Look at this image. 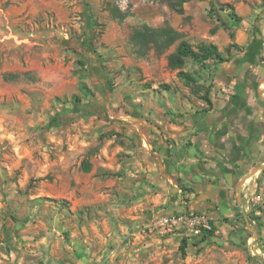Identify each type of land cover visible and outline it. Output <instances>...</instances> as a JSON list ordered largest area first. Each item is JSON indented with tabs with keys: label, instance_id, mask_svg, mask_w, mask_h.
I'll use <instances>...</instances> for the list:
<instances>
[{
	"label": "crops",
	"instance_id": "1",
	"mask_svg": "<svg viewBox=\"0 0 264 264\" xmlns=\"http://www.w3.org/2000/svg\"><path fill=\"white\" fill-rule=\"evenodd\" d=\"M68 6L69 0H0V44L6 45L10 39L20 42L26 51L25 60H33L38 57L39 30L34 24L25 32H18L21 30L14 28V22L32 21L40 14L64 19L70 14ZM255 11V29L237 26L232 38L225 33L221 36L218 51L226 50L230 43L236 46H229L223 55L225 60H215L210 67V104L195 100L190 88L178 81L173 92L155 94L152 90L131 88L112 92L108 74L94 61L92 70L101 75L109 90L107 98L112 99L115 108L112 115L107 111L94 126L93 136L98 138L101 134L102 138L94 141L86 137L92 127L91 120L84 122L89 115L80 116L75 126L52 125L43 146L48 150L47 158L42 162L31 155L32 143H19L16 139L19 134L26 139L33 136L31 132H38L40 123L33 119L38 110L32 104L34 93L39 90L37 77L30 79L26 89L18 86L24 83L19 78L0 79V94L6 95L3 98L17 102L22 115H30V119L20 120L13 127L0 119V137L12 142L23 173L28 174L29 164L36 168V176L42 174L39 169L46 167L47 173L54 175V183L68 180L64 183L65 193L55 191V187L46 192L53 199L61 196L69 201L60 210L63 215L55 212L45 221L53 232L63 229L59 239L67 250L62 258L50 250L51 264H102L112 248L111 258L143 252L149 260L151 248H160L161 258L167 243L182 237L160 238L141 231L145 227L151 230L150 223L161 214L187 211L204 212L213 225L208 240L185 237L186 249L198 248L197 257L192 252L182 259L187 264H220L231 254H240L243 248L249 250L248 239L256 251L253 255L249 250L252 259L256 257L264 264V218L254 219L250 210V199L259 184L255 173L264 174V8ZM218 39L216 36L215 41ZM65 55L63 52L61 58ZM7 60L4 57L3 68L7 72L38 73L36 67L23 66L17 57L13 64H7ZM43 79L51 82L54 77L46 73ZM223 87L229 92H223ZM124 98L126 106L122 107L117 100ZM83 159L90 163L89 171L82 170ZM39 194L35 196L37 200ZM36 207L30 206V216L25 221L6 220L10 256L2 254L5 259H0V264H40L37 260L44 248H35L43 247L47 235L33 241L37 235L30 228L39 225L30 224ZM59 208L53 204L50 210ZM60 216L64 217L62 227ZM51 245V240L46 242V246ZM157 257L156 254L153 258Z\"/></svg>",
	"mask_w": 264,
	"mask_h": 264
},
{
	"label": "rangeland",
	"instance_id": "2",
	"mask_svg": "<svg viewBox=\"0 0 264 264\" xmlns=\"http://www.w3.org/2000/svg\"><path fill=\"white\" fill-rule=\"evenodd\" d=\"M127 1V6H124V4H121V0H69L70 14L64 19H59L56 16L52 17L49 14H40L32 21H15L14 28L21 30L18 32H25L34 24L39 30L38 57L33 58V60H25L26 51L18 44L20 42L16 44L10 39L6 45L0 44V79L4 76L10 80L19 78L20 83L22 80L24 83L18 84V86H22L24 89L27 88L32 77L38 79L37 86L39 90L34 93L35 97L32 103L34 104L33 107L38 110V113L33 116V119L40 123L38 132H31L33 136L26 139H24L25 135L14 133L15 135L19 134L16 136L19 143L23 141L25 144L32 143L30 151H32L33 158H37L41 162L47 158L48 150L43 146L46 144L48 130L44 131L42 126L46 125L49 114L52 116L56 111L67 108L72 111L69 112L68 117L73 118L68 125L75 126L74 123L79 120L82 112L74 110L73 94H77L81 104L88 105L91 112H94L93 115H89L84 119L85 123L92 121V127L86 137L88 140L94 141L102 138L101 134L98 135V138L93 136L96 131L94 126L106 116L107 111L112 115L115 108L112 99L107 98L109 93H106V91L109 92V90L105 87L101 75L92 70L94 61L95 64L100 65L101 70L108 74L109 88L112 92L119 90V93H121L125 88L137 91L152 90L155 94L173 92L177 88L175 81H178L190 88L195 100L204 102L205 91L209 87L207 84L208 73L215 60L209 59L204 63H199L191 58H186L181 70L188 75V79L180 77L177 75L178 69H170L167 66V55L173 51L177 42L162 53L150 49L145 56L140 57L134 52V48L129 41V35L134 28L142 24L159 27L167 23L179 31L182 34V39L191 45L196 46L205 42L212 43L219 49L220 44L218 43L223 33L230 36L233 28L237 26H247L249 29H255L257 22L255 10L264 8V0H188L182 3V12H178L170 8L168 2L178 3L179 0ZM228 5H232L239 21H234L228 16ZM116 10L125 13L126 16L124 18L115 17L114 11ZM89 21L92 25L89 24ZM20 36L21 34H18V37ZM216 36L219 37L217 42L215 41ZM87 38L90 41L89 47L85 46L83 48L81 45L82 40ZM14 45H19V47ZM221 51L222 55L227 54L224 48ZM63 52H66L65 58H61ZM4 57L8 58L5 61L7 64H13V58L17 57L23 66L33 65L36 67L38 73L33 72L31 74L21 70L7 72L3 68ZM46 73L53 75L54 80L46 82L43 79L44 74L46 77ZM21 75H23V78H21ZM80 82H83L85 89H81ZM101 88L105 90L102 93ZM3 97H6V95L0 94V113L7 112L8 115L0 116L1 123L7 122L8 127H13L12 125L20 120L30 119V115H22L19 109L17 110L19 106L17 102L14 103V100ZM87 99L88 101H86ZM94 100L95 102L91 103ZM24 102L26 104V101ZM117 102L122 107L126 106L125 98L123 100L118 99ZM76 128L78 129V127ZM76 128L73 131H76ZM27 133H30V131ZM50 157H52V154H50ZM18 158L19 156L13 148L12 142L5 137H0V259H5L2 254L10 256L11 246L6 242L4 230L6 220H13L12 218H14L25 221L30 216V206L36 204V211L32 213L33 218L30 224L38 223L39 225L36 229L30 228L31 230H29L37 235L33 241H36L38 237H42L43 234L47 237L42 244L43 247L38 246L35 248L33 246V248L39 250L44 248L42 254H40L41 258L37 262L51 264L50 250L60 258L67 255V250L64 248L62 239H59L62 236L63 229L58 230V233H56V231L53 232L46 227L45 221L50 219V216L55 212L63 215L60 210L64 208L60 207L56 211L50 210L54 202L51 201L53 198L48 196L46 192L55 187V191L65 193L67 186L65 187L64 183L68 180L54 183V175L50 171L47 173L46 167L39 169V173L42 174L36 176V168L34 169L29 164L26 165L28 174L25 175L22 165L17 162ZM53 184L54 186H52ZM37 194L40 195L38 200L35 197ZM58 198L63 199L61 196ZM58 220L61 226L64 217L60 216ZM143 230L141 231L143 235L153 234V236L160 237L157 231L149 230L148 227ZM52 234H55L58 239ZM133 237L131 235V239ZM50 240L53 245L48 247L46 242ZM179 242L180 240L176 239L167 243L166 251L163 252L161 258L158 254L160 248L158 250L156 248L149 249V260L143 252H138L133 257L119 255L111 258L114 253L112 248L113 250L110 249L105 255L102 264H187L182 259L188 253L193 252L192 254L197 257L198 248H187L186 254L183 255L178 249ZM26 248L30 249V246ZM169 253L172 255L168 256ZM156 254L158 257L153 258ZM147 260L148 262H146ZM219 262L220 264H262L260 259L256 257L252 259L247 248H243L240 254H231L228 260ZM203 263L206 264V261H203Z\"/></svg>",
	"mask_w": 264,
	"mask_h": 264
},
{
	"label": "trees",
	"instance_id": "3",
	"mask_svg": "<svg viewBox=\"0 0 264 264\" xmlns=\"http://www.w3.org/2000/svg\"><path fill=\"white\" fill-rule=\"evenodd\" d=\"M185 1L188 0H179L178 3L169 1L168 5L170 6V8L178 12H182V3ZM228 10V16L234 21H239V17L236 15L232 7H228ZM114 15L117 18H124L126 16L125 13H122L118 10L114 11ZM87 17L89 18L88 15ZM89 24L92 25L90 21ZM233 36L234 34L233 32H231L230 37ZM129 41L134 48V52L140 57L145 56L150 49H154V51L157 53H162L175 42H177L173 51L167 55V66L170 69H178L179 71L177 72V75L186 79H188V75L181 70L186 58H191L199 63H204L209 59H214L216 61L225 60V57L220 51H218L217 47L214 44L202 42L196 46H193L186 40L182 39V34L167 23L159 27H151L146 24H142L133 29L132 33L129 36ZM89 43L90 41L87 38L82 40L81 45L83 46V48L85 46L89 47ZM229 46L235 47L236 45L234 43H230ZM229 46L226 48V50H229ZM80 83L82 86L81 89H85V87H83V82ZM208 93L209 89H206L204 99L208 104H210L211 100L207 96ZM72 98L74 102V110L82 112L80 116L94 114V112H91V109L88 107V105L81 104V100L77 94H73ZM69 112L72 111L71 109L67 108H62L61 110L57 111L55 114L48 118L46 125L42 126V129L44 131H47L52 125L68 124L73 119L72 117H68ZM81 168L83 171H89L90 163L86 159H83L81 161ZM51 201L54 202L55 206H68V201L66 199H51ZM12 219L14 220V218ZM212 233L213 231L202 234L201 236H199L200 240H208V238L212 236ZM186 247L187 240L185 237H182L180 239L178 249L183 255L186 254Z\"/></svg>",
	"mask_w": 264,
	"mask_h": 264
},
{
	"label": "built area",
	"instance_id": "4",
	"mask_svg": "<svg viewBox=\"0 0 264 264\" xmlns=\"http://www.w3.org/2000/svg\"><path fill=\"white\" fill-rule=\"evenodd\" d=\"M127 2V0H121V4H124V6H127ZM221 89L225 93L229 92L227 87ZM255 176L259 179L258 191L250 199V210L254 219H257L264 218V174L257 171ZM149 227L160 235H177L179 237H199L204 233L213 231L210 218L207 214L200 211L161 214L150 223ZM247 244L250 252L254 255L256 251L252 247V240L248 239ZM261 257L264 261V253H261Z\"/></svg>",
	"mask_w": 264,
	"mask_h": 264
}]
</instances>
